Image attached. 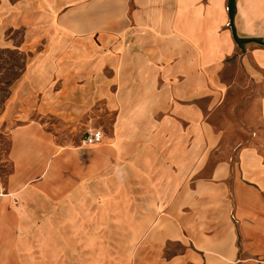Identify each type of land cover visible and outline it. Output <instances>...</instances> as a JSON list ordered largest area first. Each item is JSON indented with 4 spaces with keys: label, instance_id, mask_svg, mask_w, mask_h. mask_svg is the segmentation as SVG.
I'll list each match as a JSON object with an SVG mask.
<instances>
[{
    "label": "crops",
    "instance_id": "crops-1",
    "mask_svg": "<svg viewBox=\"0 0 264 264\" xmlns=\"http://www.w3.org/2000/svg\"><path fill=\"white\" fill-rule=\"evenodd\" d=\"M234 6L232 15L230 0L0 1V33L45 38L46 59L72 58L67 47L93 35L115 46L125 93L116 146L70 154L79 180L30 179L23 147L37 132L14 134L15 170L0 185V264H264V0ZM246 137L235 161L217 147ZM120 182L136 209L126 258L118 214L103 213Z\"/></svg>",
    "mask_w": 264,
    "mask_h": 264
},
{
    "label": "rangeland",
    "instance_id": "rangeland-1",
    "mask_svg": "<svg viewBox=\"0 0 264 264\" xmlns=\"http://www.w3.org/2000/svg\"><path fill=\"white\" fill-rule=\"evenodd\" d=\"M2 1V0H0ZM14 1V0H12ZM0 33V185L7 183L15 170L13 136L17 131L37 132V139L23 147L31 155L37 180H79L83 170L74 172L69 165L70 154L85 150L103 151L116 146L113 136L118 130V111H122L124 81L111 59L113 45L102 44L94 35L90 42L72 43L66 51L72 58H45L48 45L45 38L32 41L26 29L7 28ZM95 38V40H94ZM89 40V39H88ZM86 58L79 59L80 53ZM121 62L119 63V65ZM97 129L104 139L96 145H85L84 136ZM247 131L249 129L247 128ZM249 137L217 141V147L232 149L235 161L240 146L249 144ZM30 147V148H29ZM79 159L75 156V159ZM105 158V156H104ZM125 158V157H124ZM53 164H55L53 166ZM113 166L103 163V176L113 172ZM125 176V175H124ZM124 182V181H123ZM120 182L117 202L104 205L106 213L118 214V240L121 255L126 258L125 223L128 213L136 211L127 202ZM4 190V189H3ZM0 189V191H3ZM143 236H135L132 246L135 258L143 259L139 251ZM132 249V248H131ZM174 250V248H172ZM1 264H87V263H1ZM128 264V263H117ZM142 264V263H135Z\"/></svg>",
    "mask_w": 264,
    "mask_h": 264
},
{
    "label": "built area",
    "instance_id": "built-area-1",
    "mask_svg": "<svg viewBox=\"0 0 264 264\" xmlns=\"http://www.w3.org/2000/svg\"><path fill=\"white\" fill-rule=\"evenodd\" d=\"M104 135L102 131L94 129L84 136L83 143L85 145H96L103 141Z\"/></svg>",
    "mask_w": 264,
    "mask_h": 264
},
{
    "label": "trees",
    "instance_id": "trees-1",
    "mask_svg": "<svg viewBox=\"0 0 264 264\" xmlns=\"http://www.w3.org/2000/svg\"><path fill=\"white\" fill-rule=\"evenodd\" d=\"M230 11L231 14L233 15L235 11L234 0H230Z\"/></svg>",
    "mask_w": 264,
    "mask_h": 264
}]
</instances>
